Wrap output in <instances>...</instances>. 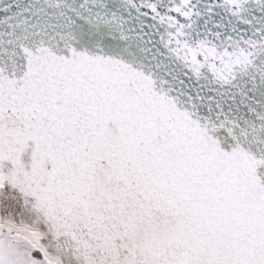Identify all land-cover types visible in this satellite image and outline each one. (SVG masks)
Returning a JSON list of instances; mask_svg holds the SVG:
<instances>
[{
  "label": "snow or ice",
  "instance_id": "1",
  "mask_svg": "<svg viewBox=\"0 0 264 264\" xmlns=\"http://www.w3.org/2000/svg\"><path fill=\"white\" fill-rule=\"evenodd\" d=\"M0 264H264V0H0Z\"/></svg>",
  "mask_w": 264,
  "mask_h": 264
}]
</instances>
